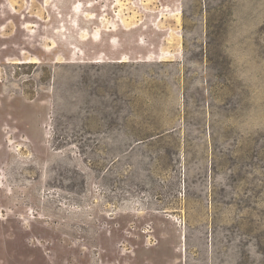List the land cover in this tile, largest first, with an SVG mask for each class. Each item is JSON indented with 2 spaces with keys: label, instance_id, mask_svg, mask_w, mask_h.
Segmentation results:
<instances>
[{
  "label": "rangeland",
  "instance_id": "374dc122",
  "mask_svg": "<svg viewBox=\"0 0 264 264\" xmlns=\"http://www.w3.org/2000/svg\"><path fill=\"white\" fill-rule=\"evenodd\" d=\"M0 264H264V0H0Z\"/></svg>",
  "mask_w": 264,
  "mask_h": 264
}]
</instances>
